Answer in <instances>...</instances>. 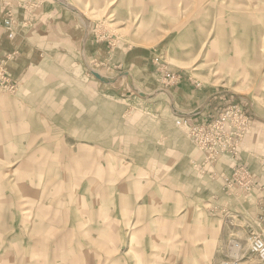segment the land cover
<instances>
[{
  "label": "rangeland",
  "instance_id": "374dc122",
  "mask_svg": "<svg viewBox=\"0 0 264 264\" xmlns=\"http://www.w3.org/2000/svg\"><path fill=\"white\" fill-rule=\"evenodd\" d=\"M7 6L0 59L18 90L0 87V264H264L249 249L264 192L217 209L234 160L200 172L177 124L243 105L240 159L264 186V0Z\"/></svg>",
  "mask_w": 264,
  "mask_h": 264
},
{
  "label": "built area",
  "instance_id": "2783aa9c",
  "mask_svg": "<svg viewBox=\"0 0 264 264\" xmlns=\"http://www.w3.org/2000/svg\"><path fill=\"white\" fill-rule=\"evenodd\" d=\"M5 10L6 13L0 21V27H3L8 37L13 39L16 20L12 9H8L7 6ZM0 87L8 88L13 92L18 90V82L11 77L6 61H0ZM187 115L180 112L177 124L186 125L192 143L202 153V158L194 162V166L200 172L206 173L221 158L230 157L234 163L231 172L224 177V192L228 196L245 197V199L249 198L255 189L264 192L263 184L256 182L249 167L240 159L241 142L250 125V117L243 105L229 103L215 114H209L199 108L194 115H200V117L191 123L187 121ZM259 199H261L259 204L264 205V195ZM215 205L223 212H232L228 205L217 203ZM249 244L250 252L259 260L264 261L263 235L258 231H251ZM224 264H230V261Z\"/></svg>",
  "mask_w": 264,
  "mask_h": 264
},
{
  "label": "crops",
  "instance_id": "0c3cea01",
  "mask_svg": "<svg viewBox=\"0 0 264 264\" xmlns=\"http://www.w3.org/2000/svg\"><path fill=\"white\" fill-rule=\"evenodd\" d=\"M2 18H3V15L0 13V21L2 20ZM0 33H4V34H6V37L7 38H9L8 37V35H7V32L5 31V29L3 28V27H0ZM10 39V38H9ZM0 61H5L3 58L2 59H0ZM206 112V111H205ZM217 164V163H216ZM215 164V165H216ZM211 169V168H210ZM231 172V171H230ZM229 174V173H228ZM228 174H226V175H228ZM225 175V176H226ZM224 176V177H225ZM262 184V183H261ZM223 188H224V186H223ZM223 195H224V197L221 199L220 198V196L218 195V200H216L215 201V203H217V204H220V205H228L229 206V209L230 210H232V212H231V214H233L236 210H238L239 208H240V206H239V204L236 202V201H234L233 199H230V201H228V200H226V198H229V197H231V196H228L225 192H224V189H223ZM219 200H221V202L219 201ZM235 206V207H234ZM241 209V208H240Z\"/></svg>",
  "mask_w": 264,
  "mask_h": 264
},
{
  "label": "bare ground",
  "instance_id": "6f19581e",
  "mask_svg": "<svg viewBox=\"0 0 264 264\" xmlns=\"http://www.w3.org/2000/svg\"><path fill=\"white\" fill-rule=\"evenodd\" d=\"M238 249V248H237Z\"/></svg>",
  "mask_w": 264,
  "mask_h": 264
}]
</instances>
